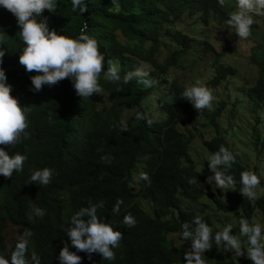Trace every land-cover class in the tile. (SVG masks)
I'll return each instance as SVG.
<instances>
[{
  "label": "trees",
  "instance_id": "obj_1",
  "mask_svg": "<svg viewBox=\"0 0 264 264\" xmlns=\"http://www.w3.org/2000/svg\"><path fill=\"white\" fill-rule=\"evenodd\" d=\"M86 3L88 11L81 15L78 10H73L71 0H55V11L44 10L37 20L47 18L50 30L72 39H77L87 25L84 34L98 41V50L105 57V71L112 62L123 77L135 71L141 62L150 63L152 71L148 78L156 81L150 89L158 94L155 104L165 114V122L153 121L149 127L145 121L135 120L136 106L145 95L135 97L134 93L140 90L135 78L126 85H117L108 81L102 72L98 83L103 89L101 96L107 102L102 98L98 101L94 97L97 94L80 98L70 78L51 86L43 85L40 94H36L41 99L40 116L36 121L41 120L42 125L27 128L30 138L22 139L14 147L0 145L9 155L18 152L27 157L22 172H14L11 179L0 175V253L5 251L4 235L10 227L16 228L20 234L29 229L32 235L28 253L34 251L41 264H50L51 255H59L62 242H69L63 229L74 214L73 208L82 202L87 205L88 201L104 203L105 207L99 209L100 215L97 213V216L113 229V224L119 226L123 219L120 213L134 215L139 210L144 212L143 203L153 212L163 214L164 220L160 224L166 232L182 229V224L192 221L196 215L212 228L215 223L223 226L229 215L233 216L231 221L237 219L233 225L239 224L242 217L250 224L252 219L257 221L258 218L264 222V194L254 201L239 193L240 172L252 170L257 173L258 166L250 167L236 155L237 162L230 174L237 183L231 187L233 190L228 188L236 197H228L227 201L221 194L209 192L199 184L206 183L208 175L203 169L207 163L199 166L193 160L196 149L191 147L194 142L202 140L206 154L214 153L221 145L236 154L225 143L228 135L217 133L225 102L197 113L180 97L185 88L195 84L194 80L186 85L178 73L187 68L185 57L194 51L191 32L195 33L198 26L209 28L195 38L201 42L200 57L213 58L209 67L211 76L205 86L217 88L237 73L236 67L224 60L232 55L231 49L225 52L226 47H223V51L217 52L210 41L209 31L213 23H210L211 16L205 10V4L201 0H116L115 4L111 0H86ZM181 27L189 28V34ZM19 32L16 18L0 6V50L5 51L0 67L7 80L12 77L22 85L18 88L11 86L16 94L23 89L19 96L21 100L28 93L34 94L30 90V77L37 73L26 72L18 63L19 54L25 47ZM243 41L252 42L246 58L247 66L256 71V77L239 88L242 99L249 102L251 113L255 115L252 132L258 139L251 152L256 150L260 154L258 145L262 133L257 129L262 126L264 130V118L257 112H264V29L256 34L252 29L251 36ZM192 67L190 65L189 69ZM171 71L176 77L168 76ZM118 87L123 90L118 91ZM77 109H81V113L74 117L73 111L78 112ZM197 116L203 119L200 126L215 131V135L210 133L209 139H204L186 132V119ZM121 121L127 122L129 131H120ZM70 125L74 126V132L69 136L63 130ZM80 135L92 138L91 154L80 161L89 170L73 171L68 169L66 159L73 153L74 141H78ZM262 139L264 144V136ZM102 156L110 157V163L103 161ZM45 167L52 170L51 183L47 186L29 184L32 172ZM106 173L112 176L105 178ZM141 173L148 175L150 184L141 178ZM190 179H196L197 183L189 184ZM118 199L123 203L117 214L112 209ZM182 202L186 207H182ZM34 208L44 209L45 215L35 216ZM122 236L119 247L113 249L115 260H103L95 253L89 260L87 254L77 252L82 258L81 264H185L178 259L177 249H168L160 246L161 240L144 237L138 221ZM245 239L241 237V240ZM244 247H247L246 243ZM219 259L220 254L214 253L208 264H219ZM237 264L252 262L241 257Z\"/></svg>",
  "mask_w": 264,
  "mask_h": 264
},
{
  "label": "clouds",
  "instance_id": "obj_2",
  "mask_svg": "<svg viewBox=\"0 0 264 264\" xmlns=\"http://www.w3.org/2000/svg\"><path fill=\"white\" fill-rule=\"evenodd\" d=\"M201 1L205 4V10L211 16L210 23H213V27L234 31L240 40L248 39L252 34V29H254V34L258 30L264 29V0ZM111 2L115 4L116 0H111ZM71 4L73 10H78L81 15L88 11L86 0H71ZM0 6L16 18L17 25L20 28L19 36L25 47L22 53L19 54V65L26 72L37 73V75L30 77L32 85L30 90L34 94L28 93L25 99L20 100L19 96L23 89L19 90V94H16L15 91H12L11 86L15 85L18 88L22 85H19L18 80H14L12 77L7 80L5 71L0 67V145L14 147L22 139L30 138L31 134L26 131L27 128H37L42 125L41 120L36 121L40 116L39 101H41L39 99L40 95L36 94H40L39 91L42 90L43 85L51 86L70 78L77 96L88 98L92 94H97L94 97L101 101L103 89L99 86L98 78L102 72L108 81L117 85H126L132 79H137L140 90L137 91L138 93L135 92L134 95L135 97L138 94L145 95L144 98L140 99L139 105L136 106L138 110L135 113L136 121H145L149 127L153 124V121L165 122V114L155 104L157 97H152V99H155L152 102L155 107L150 106L149 103V101L151 102L150 93H153L150 88L156 83V81L148 78L152 71L150 63L141 62L135 71L126 73L123 77L120 75L119 68L112 62H109L110 66L105 71V57L98 50V41L84 34L87 31V25L81 29V34L77 39H72L57 34L55 30H50L47 18L37 20V17L42 16L44 10L48 12L55 11V0H0ZM4 56L5 51L0 50V65L3 64L2 58ZM11 81L15 82L12 83ZM117 90L122 91L123 89L118 87ZM240 96L241 99H236L233 106H236L242 100L241 93ZM180 97L189 102L197 113L204 109H210L214 100L211 89L197 85L185 88ZM102 99L106 101V98ZM24 101L27 104H24ZM225 107L223 108L225 109ZM77 110L79 111H73L74 117L81 113V109ZM235 110L232 109L231 112L233 113ZM250 112H252L251 106ZM257 115L264 118V112H257ZM232 116L230 115V117ZM218 125L220 127V123ZM231 130L234 132L233 129ZM63 131L69 136L70 134L73 135L74 126L70 125L64 128ZM120 131L122 133L129 131L126 121L120 122ZM217 133L219 134V129ZM244 136L247 135L244 134ZM77 139L78 141H74L76 146L73 153L68 157L69 160L66 159V164L70 170L86 171L89 170L88 167L82 166L80 161L91 154L92 138L80 135ZM209 155L207 166L211 175L206 178L205 182L209 185H215L218 189L234 187L237 181L230 174V171L233 164L237 162L236 154L221 145L217 151ZM101 159L108 163L111 160L108 156H102ZM26 160L25 155L18 152L9 155L3 148H0V175L11 179L14 172L23 171ZM200 172L203 173L202 170ZM52 175V170L47 167L35 170L30 176L29 184L47 186L51 183ZM111 176L107 173L104 175L105 178ZM141 178L150 184V179L146 173H141ZM188 183H197V180L190 179ZM199 184L204 185L201 182ZM239 184L241 186L239 193L243 198L254 201L258 199L256 189L261 181L254 171L245 170L240 172ZM83 203L73 208L74 214L71 216L69 224L63 229L69 242H62L63 247L59 255H55V257L51 255L50 264H81L82 258L80 254H76L77 252H84L89 260L94 253L99 254L103 260H115L113 249L119 247L120 241L123 239L122 233L127 228L135 227L136 221H138L140 231L144 237L156 241L161 240L160 246L168 249H177L178 259L184 261L185 264H208L210 256L214 253L220 254L219 264H237L241 257H246L252 264H264V225L260 223L250 224L247 218L242 217L239 221L240 227L237 228V224L233 225L235 222L231 223L230 218L232 215H229L223 226L215 223L216 226L212 228L200 215H196L192 221L182 224V229L166 232L160 224V221L164 220L162 218L163 214L153 212L143 203L144 212L138 209L139 212L134 215L120 213L123 219L119 226L113 224L116 230L114 231L111 225L102 222L101 217L97 216L99 209L105 207L102 201H92V203L88 201L87 205ZM122 203L123 201L118 199L112 211L118 214ZM54 209L58 208L55 207ZM33 213L37 217H43L45 210L34 208ZM213 221L215 222L216 218ZM31 235L29 229H25L23 234L18 232L10 245L7 244L6 235H4L5 251L0 253V264H41L37 253L34 251L31 254L28 253ZM241 237L246 239L241 240ZM245 243L246 248L244 247ZM8 246L10 247L8 248ZM13 246L14 248L11 251ZM72 247L75 248L76 252ZM9 253L10 256L8 257Z\"/></svg>",
  "mask_w": 264,
  "mask_h": 264
},
{
  "label": "rangeland",
  "instance_id": "obj_3",
  "mask_svg": "<svg viewBox=\"0 0 264 264\" xmlns=\"http://www.w3.org/2000/svg\"><path fill=\"white\" fill-rule=\"evenodd\" d=\"M183 31L189 34V28L181 27ZM211 38L210 41L214 45L217 52L223 51V47H226L225 52H228L231 49L232 55H228L224 60L227 63L233 64L234 67L237 69V73L233 78H229L224 80L219 87L217 88H210L212 91V95L214 100L212 102V107H217L221 102H225V109L223 108V116L221 117L219 123V134L226 136L225 143L228 147L233 151H235L237 157L240 159L241 162L249 165L250 167L258 166V172L256 173L257 176L260 178L261 183L264 182V144H262V137L264 136V131L262 130V126H259L258 131H260L261 138L259 140V147L260 154L254 150L251 152L252 146L255 144L256 136L251 132V129L255 125L254 115L250 112V105L246 100H240L236 106H233V103L236 99H241L240 86L243 84L251 83L256 77V71L249 68L247 66V54L249 52V48L252 42H245L240 40L234 31H227L221 27H213L210 26ZM209 30V28L205 26H198V30L194 33L191 32V35L194 40V51L185 57L187 68L178 73V77L183 79V82L188 85L191 84L192 81L195 80V84L197 86H205L207 79L211 76L210 64L213 61L212 57L201 58V47L199 41L195 40L196 37L202 35L203 31ZM200 33V34H197ZM232 39V41H231ZM193 65L192 68L189 69V66ZM172 75L176 77L173 71L168 73V76ZM151 102L150 106L155 107L152 103L155 99H152L154 96L155 98L158 97L157 92L153 90V93H150ZM211 107V108H212ZM210 108V109H211ZM232 109H236L233 112V116L230 117V112ZM153 111V108H152ZM157 116H159L156 113ZM203 119L200 116L193 117L190 119H186V130L187 132H193L197 137H203L204 139H209L210 133H214L215 131H207L204 130L200 125L202 124ZM264 122V119H263ZM233 129L234 132L231 130ZM245 132V133H244ZM244 134L248 136H244ZM192 150L196 149L194 155H192L193 160L195 163L203 164L208 163L209 154H206L203 151L202 140H197L193 143ZM200 166V165H199ZM208 173V176L211 175L206 166V169H203ZM203 187L208 190L209 192H214L217 194H221L223 199L227 201L229 199L235 198V194H233L229 189H218L215 185L204 184ZM233 190V189H231ZM228 192V193H226ZM257 198L264 194V184H260L256 189ZM227 195V196H226ZM256 198V199H257ZM182 207L185 206V202H182ZM239 206H237L238 208ZM237 215H239L237 213ZM233 217V216H232ZM236 220L232 221L231 223L236 222ZM252 223H260L264 225L263 220L261 218L256 220H252ZM240 227L239 224L236 225ZM18 234V230L16 228L10 227L6 232V242L7 244H11ZM10 246H8L9 248Z\"/></svg>",
  "mask_w": 264,
  "mask_h": 264
}]
</instances>
